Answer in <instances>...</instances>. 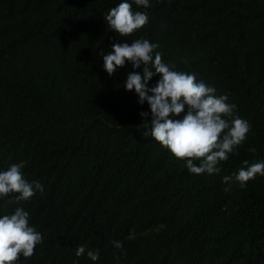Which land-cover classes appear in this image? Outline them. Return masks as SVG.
<instances>
[{"label":"trees","instance_id":"obj_1","mask_svg":"<svg viewBox=\"0 0 264 264\" xmlns=\"http://www.w3.org/2000/svg\"><path fill=\"white\" fill-rule=\"evenodd\" d=\"M121 2L0 0V171L20 164L43 186L0 200V216L23 207L43 237L17 264H264V175L223 182L264 162V0H127L149 17L128 37L104 17ZM141 38L248 121L219 173L192 174L144 137L151 113L124 87L130 62L104 71L101 52Z\"/></svg>","mask_w":264,"mask_h":264},{"label":"clouds","instance_id":"obj_2","mask_svg":"<svg viewBox=\"0 0 264 264\" xmlns=\"http://www.w3.org/2000/svg\"><path fill=\"white\" fill-rule=\"evenodd\" d=\"M137 6L148 8L149 0H134ZM109 30L120 37L131 36L142 29L149 17L141 11H134L132 3L122 0L118 6L104 16ZM158 44L146 39L129 43H114L111 51L103 57V69L109 76L130 62L134 71L127 75L124 87L135 91L139 104L147 102L148 113L141 112L146 122L144 137H152L178 160L186 161V168L192 174L209 175L219 173L218 165L246 139L250 131L247 120L235 115L236 105L228 102L227 95H217L216 89L204 81H198L195 74L175 71V65L163 61V54L156 49ZM142 67V73L135 71ZM159 76L152 87L149 81ZM198 162V165L197 163ZM241 167L231 176H224L223 182L235 181L241 188L257 174L264 175V162H255ZM37 191L43 192L40 183H29L22 165L12 164L0 171V200L15 195L16 202L27 201ZM43 241L42 234L30 224V214L23 207L0 216V264H17L21 256L30 258L35 248ZM117 249L123 247L113 241ZM85 253L84 246H78L76 255ZM87 256L96 261L98 251H88ZM118 260V258H117Z\"/></svg>","mask_w":264,"mask_h":264}]
</instances>
